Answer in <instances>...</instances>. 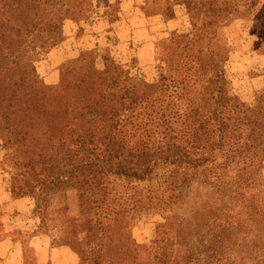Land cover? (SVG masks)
<instances>
[{
    "label": "trees",
    "instance_id": "trees-1",
    "mask_svg": "<svg viewBox=\"0 0 264 264\" xmlns=\"http://www.w3.org/2000/svg\"><path fill=\"white\" fill-rule=\"evenodd\" d=\"M91 4L0 0V139L17 171L11 196L34 194L47 218L56 201L76 195L85 238L67 233L78 264H255L264 242V89L248 104L227 76L223 32L241 18L239 7L224 0L218 23L178 35L159 52L152 81L106 57V84L95 92L92 75L65 66L57 90L71 104L26 114V79L15 64L32 62L36 73L42 52L62 41L63 22ZM24 125L42 138L38 154L26 148ZM182 202L175 232L157 225L151 242L133 239L137 216Z\"/></svg>",
    "mask_w": 264,
    "mask_h": 264
},
{
    "label": "rangeland",
    "instance_id": "rangeland-1",
    "mask_svg": "<svg viewBox=\"0 0 264 264\" xmlns=\"http://www.w3.org/2000/svg\"><path fill=\"white\" fill-rule=\"evenodd\" d=\"M189 1L192 3L190 10L186 6ZM91 3L90 11L83 12L80 16L75 15L74 18L69 17L63 22L62 41L48 53L42 52L39 61L35 63L37 74L32 71L34 66L32 62L31 64L21 60L15 64L18 75L26 79L23 102L26 114L43 115L71 104L69 93L57 90L61 84V70L65 66H73L83 74L92 75L94 81L91 89L95 92L104 88L106 84L104 80L106 57L115 59L122 66H134L139 69L133 70L134 74L139 72L146 80L152 81L161 71V64L157 60L159 52L172 46L178 35L188 34L204 22L218 23L220 8L224 6V0H114L112 4H108L109 0H91ZM103 5L105 8H98ZM234 5L239 7L242 15L223 32L230 47L226 72L235 93L246 103L255 104L257 92L264 89V0H234ZM173 16H176L175 21H178L177 28L170 29L163 25ZM99 17L103 19L104 32L118 29L111 24L121 17H127L126 19L131 20V24L134 25L133 29L140 28L143 32L139 33L140 37L130 39L126 30V34L118 41L103 40L102 44L99 42L91 49L82 47L78 57L57 64L50 54L53 52L55 55L56 51L67 49L63 47L67 40L65 34L67 21L71 25L75 24L74 28L72 26V31H75L73 38L77 40L93 36L88 41L91 44L96 41L99 34L94 32L90 24L95 21L93 19ZM137 17L142 21L137 20ZM150 18L152 23L146 24L144 19ZM148 37L152 43L143 42V39ZM53 71L58 73V82L56 85H46L44 78ZM35 78L43 83L44 91H41L43 86L40 87ZM52 90L64 92L61 97H56V101H53L55 104L52 103L53 96H47V91L53 92ZM45 96L49 101L44 100ZM47 103L52 104L46 105ZM22 130L27 150L38 154L42 138L31 125H24ZM7 153L0 139V264H3V261L6 263L7 257L12 253H20V246L24 250V264H39L44 241L47 250L50 243L64 245L78 255L79 245L72 243V234L67 233V231L80 233V238H85L79 222L76 221L79 205L76 195L60 198L56 201L58 204L50 208L49 216L44 218L41 203L34 194H26L22 199L11 196L12 176L17 171L5 161ZM229 205L232 209L238 207L234 203ZM187 208V203L182 202L158 215L137 216L131 229L133 239L140 245L151 242L155 238L157 225L167 232H175L183 221ZM6 240L17 242L18 246L4 243ZM254 253L257 257L255 264H264V242L255 246ZM43 256L47 258L42 253L41 260Z\"/></svg>",
    "mask_w": 264,
    "mask_h": 264
},
{
    "label": "crops",
    "instance_id": "crops-1",
    "mask_svg": "<svg viewBox=\"0 0 264 264\" xmlns=\"http://www.w3.org/2000/svg\"><path fill=\"white\" fill-rule=\"evenodd\" d=\"M113 2H114V0L113 1L109 0L108 4H112ZM98 8H105V5H103L101 7L99 6ZM175 17L174 16L171 17L170 19L165 21L163 23V25L168 26L170 29L177 28L179 25H178V21H175ZM123 18H125V19H123ZM126 18L127 17H121V19H117L116 22H113V24H111V25L117 26L118 29H116L112 32L111 31L110 32H108V31L104 32V30H103V25H104L103 23L104 22H103L102 17L93 19V21L94 20L95 21L92 22L90 24V26H92V28H94V32L99 34V35L96 36V41H93V43H91V44L88 43V41L93 36H85V37L77 39V40H76V38H73V33H75V31H72V26L74 28L75 24L72 23V25H71L70 22L67 21V23L65 24V34L67 35V40L63 43L64 44L63 47L67 48V49L56 51L55 55H53V52H52L50 54V56H53V60H55L57 62V64H61L62 62H65L69 59L78 57L80 55V51H81L80 48H82V47L87 48V49H91L93 47H96L97 43H99V42L102 44L103 40H117L118 41L122 35L126 34V30L128 31V36L130 39L135 38V36L140 37L139 33H142L143 29H140V28H137V30L133 29V26H134L133 23L131 24V20L126 19ZM137 20L142 21V19H140V18H138ZM144 20H145L146 24L152 23L151 18L150 19H144ZM142 26H145V25H141V27ZM98 36L100 38H98ZM85 41H86V43H83ZM94 42H95V45H94ZM143 42H146L149 44V43H152V40L150 39V37H148L146 39H143ZM106 45H108V44H106ZM35 79H33V80H35ZM44 81L46 82V85H56L58 82V73L56 71H53L48 77L44 78ZM38 82H39L38 84L40 87H41V85L43 86V83H41L40 81H38ZM44 90H45V87L43 86L41 91H44ZM63 93H64L63 91H53V92L47 91V96L52 95L53 96L52 97L53 98L52 103H54L53 101H56V97H61L60 95ZM47 96L44 97V100L49 101V99L46 98ZM52 103H47L46 105H50ZM42 104H44V102ZM44 242H46V241H44ZM44 242L42 245L43 247L41 248V250H42L41 252L43 254H45L47 256V258L43 256V258L41 260V256H42V253H41L40 254V263L41 264H46L47 262H50L52 264H78V255L71 248L66 247L64 245L56 246V247L52 248L51 243H50V247L47 250L45 248L46 243H44ZM4 243H10L11 245L13 244V245L18 246L17 242H11V241L6 240ZM20 247H21V252L15 253V254L11 252L12 254L7 257V262L5 263L3 261V264H24V250H23L22 246H20ZM0 259H1V256H0Z\"/></svg>",
    "mask_w": 264,
    "mask_h": 264
}]
</instances>
